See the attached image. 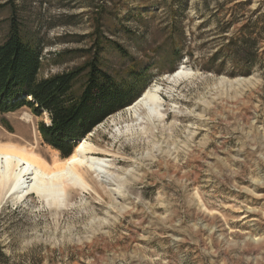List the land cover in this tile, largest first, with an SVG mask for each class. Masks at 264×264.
I'll return each instance as SVG.
<instances>
[{
  "label": "rangeland",
  "instance_id": "rangeland-1",
  "mask_svg": "<svg viewBox=\"0 0 264 264\" xmlns=\"http://www.w3.org/2000/svg\"><path fill=\"white\" fill-rule=\"evenodd\" d=\"M13 7L43 46L39 76L80 64L79 50L102 39L105 70L118 81L144 73V91L159 85L164 103L161 119L126 117L118 134L109 122L124 107L83 137L112 164L106 177L88 172L92 188H72L61 206L1 198L0 264H264V30L247 49L251 70L200 68L227 22L226 37L264 29V0H0V42ZM175 26L179 58L166 40ZM179 65L191 75L172 85ZM40 121L26 107L0 113V133L35 129L37 151L62 158Z\"/></svg>",
  "mask_w": 264,
  "mask_h": 264
},
{
  "label": "trees",
  "instance_id": "trees-1",
  "mask_svg": "<svg viewBox=\"0 0 264 264\" xmlns=\"http://www.w3.org/2000/svg\"><path fill=\"white\" fill-rule=\"evenodd\" d=\"M230 24L226 23L228 27ZM202 25L204 22L199 27ZM228 27L221 28L219 34L224 42L207 57L200 66L202 70L222 73L226 61L235 66L242 63L244 69L251 70L249 57L252 55L247 49L258 45L253 34L257 32L260 36L264 29L256 22L244 24L234 37H226ZM171 31L166 40L171 42L169 45L179 58L184 34L177 26ZM6 32L0 42V113H13L26 107L35 117L45 114L48 121L39 122V135L62 158L73 153L78 139L106 117L132 104L144 91V73L132 70L128 72L129 79L118 81L105 70L101 58L106 43L102 39L93 40L86 49L79 50V57L84 60L80 64L57 74L39 76L44 62L43 46L37 35H31L23 27L15 7ZM114 48L121 56L127 55L117 43Z\"/></svg>",
  "mask_w": 264,
  "mask_h": 264
},
{
  "label": "bare ground",
  "instance_id": "bare-ground-1",
  "mask_svg": "<svg viewBox=\"0 0 264 264\" xmlns=\"http://www.w3.org/2000/svg\"><path fill=\"white\" fill-rule=\"evenodd\" d=\"M190 75L191 71L179 65L173 73L168 74L166 79L170 84L175 85L179 78H188ZM161 90L159 85L148 86L131 105L126 107L124 114L111 116L109 124L117 128L119 122L126 117L138 120L145 118L147 121L163 118L161 109L164 102H162ZM21 118L27 125L31 122L29 113ZM102 124L103 122L99 125ZM135 127L127 122L124 131H128L129 134L131 130L134 132ZM120 131V128H117L118 134ZM32 136L25 127L18 128L13 133H0V199L8 195L19 200L24 196L35 194L49 204L61 206L67 192L72 188L78 187L84 190L92 188L86 180L90 170L100 177L112 174L110 171L112 164L108 158L95 155L96 147L86 138L80 139L73 153L68 157L58 158L56 154H52L51 159L48 160L37 151L38 136L35 129Z\"/></svg>",
  "mask_w": 264,
  "mask_h": 264
},
{
  "label": "water",
  "instance_id": "water-1",
  "mask_svg": "<svg viewBox=\"0 0 264 264\" xmlns=\"http://www.w3.org/2000/svg\"><path fill=\"white\" fill-rule=\"evenodd\" d=\"M82 139V138H81ZM80 141V139H78L77 141H76V143H78Z\"/></svg>",
  "mask_w": 264,
  "mask_h": 264
}]
</instances>
